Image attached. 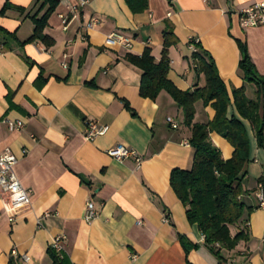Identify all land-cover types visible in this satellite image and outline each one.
Wrapping results in <instances>:
<instances>
[{
  "label": "crops",
  "instance_id": "0c3cea01",
  "mask_svg": "<svg viewBox=\"0 0 264 264\" xmlns=\"http://www.w3.org/2000/svg\"><path fill=\"white\" fill-rule=\"evenodd\" d=\"M55 1L45 30L55 44L47 48L39 41L23 45L34 32L37 0H0V13L10 5L0 15V152L10 149L18 158L15 173L31 192L14 223L0 197V264H53L50 249L60 236L63 250L56 252L65 264H264V209L256 198L264 188V150L251 124L243 121L251 154L244 181L250 193L242 201L256 209L231 229L233 236L246 230L250 239L217 257L170 185L172 172L190 170L195 155L182 111L166 92L156 101L142 98L141 72L124 60L151 49L160 62L164 32L171 29L178 44L169 51L168 79L179 90L205 85L191 60L192 45L200 44L231 99L234 89L245 87L255 100L257 88L240 73L237 41L246 43L264 77V26L244 29L240 23L243 11L264 0H88L76 14L78 0ZM91 18L100 25L86 30ZM114 33L131 37L132 49L108 48ZM195 108L196 123L213 121L211 105ZM228 116L240 118L234 104ZM8 121L23 127L10 130ZM89 121L107 133L88 140ZM210 138L224 160L232 158L225 139L217 133ZM118 145L136 151L143 163L110 157ZM90 201L98 216L87 222Z\"/></svg>",
  "mask_w": 264,
  "mask_h": 264
},
{
  "label": "trees",
  "instance_id": "16d2710c",
  "mask_svg": "<svg viewBox=\"0 0 264 264\" xmlns=\"http://www.w3.org/2000/svg\"><path fill=\"white\" fill-rule=\"evenodd\" d=\"M38 10L32 21L33 35L23 43L42 42L47 48L54 46V40L45 34L48 21L58 2L55 0H37ZM10 5H6L0 15L4 16ZM44 11L42 17L39 15ZM178 44L171 29L164 32L162 58L157 62L151 49H146L142 56L126 55L124 60L141 72L140 96L156 101L162 92L168 93L183 114V124L190 132V146L194 149V161L190 170L176 169L172 172L170 185L177 198L186 209V216L192 226H196L205 238V245L217 257L222 250H233L240 242L250 239L246 230H240L235 236L231 229L238 228L254 209L247 207L242 197L250 192L244 187L248 177L250 163V140L243 121L251 124L257 146L264 150V77L252 62L246 43L237 41L241 60L240 73L246 84L257 88L256 99L246 96V88L234 89L232 98L227 86L222 81L212 56L200 44L191 60L198 76H203L205 85L193 91L179 90L169 79V51ZM43 82V78H41ZM202 102L215 111V117L208 124L195 122L196 104ZM234 104L237 116H228L229 107ZM126 108L136 116L134 111ZM217 133L234 149L231 159L224 160L221 151L212 143L210 135ZM264 178L260 179V183ZM259 207V206H258ZM188 250V248H187ZM53 264H65L51 248Z\"/></svg>",
  "mask_w": 264,
  "mask_h": 264
},
{
  "label": "built area",
  "instance_id": "2783aa9c",
  "mask_svg": "<svg viewBox=\"0 0 264 264\" xmlns=\"http://www.w3.org/2000/svg\"><path fill=\"white\" fill-rule=\"evenodd\" d=\"M89 4L88 0H78L76 6L72 8L73 13H78L80 9L85 8ZM62 23L64 30H67L68 20L62 16ZM240 23L244 29H249L258 26H264V2L254 4L249 9L243 11L240 16ZM100 25V20L91 18L84 26L86 30H92L96 26ZM106 46L108 48L121 47L127 50H131L133 47V39L122 33H114L110 35L106 40ZM0 49L2 46L0 45ZM192 51L196 52V48L192 45ZM67 57H65L66 59ZM167 122L172 128L177 129L179 125L172 119L168 118ZM10 130H19L23 127V123L20 121L11 122L8 121ZM87 139L93 140L98 136H102L107 133L108 128L99 126L95 122H86ZM23 154L27 155L28 151L23 150ZM108 155L116 160H133L137 166L143 163V157L136 151L129 149L123 145H118L115 148L108 151ZM18 158L13 154L10 149H6L0 152V197L4 203L5 209L9 216V221L14 223L19 213L30 204V190L23 187L20 180L18 179L15 168L18 164ZM256 198L259 203V207L264 209V188L263 186L258 187ZM50 214H46L49 216ZM98 216V210L96 209L92 201L88 202L85 213V220L92 222ZM164 222H169V216H165ZM63 237L56 238L52 244V248L61 252L63 250ZM15 254V252H14ZM23 259L26 261L27 258L24 256Z\"/></svg>",
  "mask_w": 264,
  "mask_h": 264
}]
</instances>
